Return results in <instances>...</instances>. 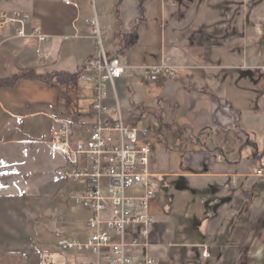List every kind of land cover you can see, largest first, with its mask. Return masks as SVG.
Wrapping results in <instances>:
<instances>
[{
    "label": "rangeland",
    "instance_id": "1",
    "mask_svg": "<svg viewBox=\"0 0 264 264\" xmlns=\"http://www.w3.org/2000/svg\"><path fill=\"white\" fill-rule=\"evenodd\" d=\"M107 1L102 5L101 0H78L82 10L79 24L89 28L85 19H91L96 13L105 50L109 55L118 57L127 68L121 79L110 86L107 104L111 108V100L114 102L115 118L121 116L126 125L146 130L153 144V155L165 160L164 169H171L173 165L175 168L171 170L181 172L184 164L182 156L170 157V151L175 148L168 136L184 139L186 144H182V149H188V142L194 139L190 129L173 124V118L178 114L172 101L175 98L167 100L170 97L162 88L167 87L166 81L171 80L156 84L146 82L145 77L152 66L165 65L179 70L174 81L180 87L223 95L226 98L223 105H234L242 115L241 146L244 156L248 157L244 159L241 171L247 176L243 175L236 182L235 192L231 188L233 182L231 185V181H224L225 195L219 205L211 208L210 218L215 222L214 228L206 230L201 238L194 241L179 237L174 242V249L168 251L167 264H259V254L264 251V174H257V168L264 170V2L144 0L142 4L140 0H124L123 3L115 0L111 4ZM23 3L25 0H0V55L6 50L4 46L9 48L11 39L21 37L18 33L20 26L13 24L12 19L15 16H28L15 10ZM115 4L117 8L114 10L112 7ZM110 6L111 9H107ZM63 10L56 5L52 12L65 21L69 14ZM28 22L25 23V31ZM136 30L140 36L138 44L134 38ZM77 38L79 35L65 40V43L58 42V61L53 69L57 73L54 74L56 84L65 75L82 72L87 60L96 56V52L92 51L96 42H90L80 53L78 41L73 42ZM122 48L125 52L131 51L130 54L120 55ZM16 55L17 51L13 53L14 57ZM15 61L24 62L25 59L20 61L15 57ZM22 72L29 79L42 82V77L38 78L37 73L29 70ZM40 82L34 84L41 86ZM0 83L11 85L9 80ZM83 85L79 87L82 93L80 111L85 117L90 114L92 96L89 88ZM31 92L28 90L26 94L18 88L17 94L29 103L42 98ZM43 93L48 97L49 93ZM53 94L51 101L56 103ZM154 100L157 102L149 107V111L148 108L141 109V106L138 108L140 103H153ZM137 108L142 115L145 114L141 122H138L142 115L138 114ZM158 112L165 116L169 125L162 129V134L155 115ZM246 134L254 143L246 141ZM253 144L257 145L258 150L251 148ZM40 156L48 159L46 153ZM172 158L177 163L171 162ZM82 164L85 165V162ZM58 176L59 182L64 184L62 174L58 173ZM79 186L73 181L65 183L51 201L48 192L42 190H0V264L20 263L18 259L21 253L13 250L25 241L26 229L33 234V239H28V242L38 250L48 244L42 238L44 234L51 240L56 236L90 235L91 231L83 223L88 220V214L72 201L67 204L71 191ZM137 188H130L127 192L138 195ZM149 214L155 217V222L161 221L164 208L160 199L149 204Z\"/></svg>",
    "mask_w": 264,
    "mask_h": 264
},
{
    "label": "crops",
    "instance_id": "2",
    "mask_svg": "<svg viewBox=\"0 0 264 264\" xmlns=\"http://www.w3.org/2000/svg\"><path fill=\"white\" fill-rule=\"evenodd\" d=\"M69 1L72 3L71 5H67L65 0H25L23 6L15 9L27 14L30 17V21L26 28V38L14 37L9 43V48L4 46V50H6L3 51L4 53L1 52L0 55V81L9 80V83H11L10 86L0 83L1 191L42 190L48 192L49 201H51L61 187L65 183L70 182L64 176V167L66 166L64 157L60 154H53L49 142L53 131L59 127L61 122L70 124L76 132L87 128L68 121V116L65 114L69 102L65 94L66 88H62L60 85L62 80L57 84L55 83L54 74L57 73L53 69L58 61V42H67L64 38L66 29H69L73 36L79 35V38L74 39L73 42L78 41V51L80 53H83L85 48L92 42L95 43V40L92 28L89 26V28H86L79 24L82 18V10L78 0ZM106 1L101 0V4L104 5ZM108 1L114 4L115 0ZM123 1L121 0L122 3ZM140 2L143 4L144 0H140ZM116 4L112 7L114 10L117 8ZM56 5L62 7L64 13L69 14L67 20L61 21L60 18L53 15L52 10ZM109 8L111 9V6L107 7V9ZM95 16L97 17L96 13ZM35 30L39 31L38 35L34 34ZM134 33V38L138 44L140 38L138 30ZM128 35L129 33L124 38V44ZM37 36L44 37L45 40L41 41ZM13 47L17 50H13ZM16 51V60L25 59L24 62L15 61L13 53H16ZM92 51L96 52V46L92 48ZM130 52H125L122 48L120 55H128ZM107 55L110 58L119 59L108 53ZM94 56L90 57L87 62L93 59ZM126 69L125 67V72ZM25 70L37 73L38 78L42 77V82L29 79L26 74L23 75L22 71ZM178 71L176 70V73ZM37 82L42 84V89L40 88L41 86L34 84ZM166 83L168 88L163 86L162 88H165V93L170 97L167 100L175 98L172 101L175 103L178 113L175 119L173 118V124L175 123L180 128L190 129L194 140L190 141V143L188 142V149H182L181 147L186 144L184 139L178 136L173 138L170 135L168 136L175 148L167 151L171 152L170 157L182 156L184 159L181 172L171 170L175 168L173 165L171 169H164L165 160H160L153 155L154 150L151 143L152 151L149 170L157 184V198L154 201L161 200L164 216L159 222L154 220V225L147 241L149 246L135 248L133 256L136 261H143L146 257L152 258L156 264L168 263V251L174 249V242L179 237H185L184 239L191 238L194 241L201 238V235L205 234L206 230L213 229L215 222L210 218L212 214L211 208L219 205L220 199L225 195L222 184L224 181H231L232 185L233 182L231 188L235 192L237 188L236 182L243 175L247 176L241 171L243 161L248 157L247 155L244 156L241 146V132L243 133L242 115L235 110V106L230 103L223 105L222 102L226 101L223 95L218 96L210 92L204 93L191 89L190 91L186 88L187 86L185 87L186 89H183L174 80L166 81ZM171 84L176 86H171ZM80 85L83 84L78 82V92L67 94L72 98V105L70 106L81 113L80 98L82 93L79 92ZM18 88L26 94L28 90H31L45 99L39 98L29 103L20 97V94H17ZM40 89L41 93L39 92ZM42 91L49 93L48 97ZM51 93L56 96V103L51 101ZM155 102L157 101L154 100L153 103L142 102L138 108L141 106V109L144 107V109L148 108L147 110L149 111V107L151 105L154 106ZM111 103V118L116 119L115 113H113L114 102L111 100ZM137 112L139 115L142 113L139 110ZM155 115L160 124L159 132L162 134V129L169 125L165 116L160 112ZM144 116L145 114L142 115L138 122H141ZM83 122L92 124L94 127L96 118L90 113L85 116ZM79 137L78 135L76 139H79ZM245 137L248 138L250 136L246 134ZM166 139L168 140V138ZM246 141L252 142L249 138ZM41 153H46L48 159L45 160V158L40 156ZM172 161L177 163L176 159L172 158ZM58 173L62 174L64 184L59 182ZM78 189L75 188L71 191L67 204L71 201L73 202L72 198ZM137 190L139 191L138 195L129 193L128 195H142V189L138 187ZM82 209L84 213L88 214V220L83 222L86 227V223L92 219L93 215L84 208ZM88 236L81 234L76 237L87 239ZM59 237L62 236H56L55 239L51 240L47 239L45 234L42 235V238L47 240L48 244L38 250L28 242V239H33V234L26 229L23 237L25 241L19 247H16L13 252L21 253L18 259L20 261L19 264H40L43 254L56 253V242ZM145 243L146 241H143V244ZM153 249L156 251L152 252ZM28 257L29 260H27ZM69 257L73 263L75 261L90 260L86 256L76 257L70 255Z\"/></svg>",
    "mask_w": 264,
    "mask_h": 264
},
{
    "label": "built area",
    "instance_id": "3",
    "mask_svg": "<svg viewBox=\"0 0 264 264\" xmlns=\"http://www.w3.org/2000/svg\"><path fill=\"white\" fill-rule=\"evenodd\" d=\"M65 3L72 4L69 0ZM28 21L29 16L12 19L20 26L19 36L26 37ZM85 23L93 29L96 56L86 63L79 82L89 88L90 113L96 124L76 132L70 124L61 122L49 145L53 154L62 155L66 161L64 176L80 185L72 199L75 205L92 213L86 223L91 234L87 239L59 237L56 253L43 254L40 264H156L152 258L136 261L133 256L135 248L149 246L154 225V217L149 214V204L157 198V184L149 170L152 144L146 130L126 125L121 116L111 118L108 90L124 75L125 67L119 59L107 55L97 17ZM38 33L35 30L34 34ZM73 37L66 29L65 40ZM148 70L147 83L176 77L175 68L170 66L156 65ZM257 174L262 176L264 170L260 167ZM134 187L141 188L142 195H128L127 190ZM70 255L90 260L73 263Z\"/></svg>",
    "mask_w": 264,
    "mask_h": 264
},
{
    "label": "trees",
    "instance_id": "4",
    "mask_svg": "<svg viewBox=\"0 0 264 264\" xmlns=\"http://www.w3.org/2000/svg\"><path fill=\"white\" fill-rule=\"evenodd\" d=\"M79 74L76 75H65L62 78V82L60 83V85L62 86V88H66V96L68 97V104H67V108H66V115L68 116V121L70 123L73 124H79L82 125L85 128H93L92 124H87L85 122H83V119L85 118L80 112H78L74 107L70 106L72 105V98L71 96H68L67 93H76V91L78 92V82H79ZM95 126V125H94Z\"/></svg>",
    "mask_w": 264,
    "mask_h": 264
},
{
    "label": "bare ground",
    "instance_id": "5",
    "mask_svg": "<svg viewBox=\"0 0 264 264\" xmlns=\"http://www.w3.org/2000/svg\"><path fill=\"white\" fill-rule=\"evenodd\" d=\"M259 261L261 264H264V251H262L260 254H259V257H258Z\"/></svg>",
    "mask_w": 264,
    "mask_h": 264
},
{
    "label": "flooded vegetation",
    "instance_id": "6",
    "mask_svg": "<svg viewBox=\"0 0 264 264\" xmlns=\"http://www.w3.org/2000/svg\"><path fill=\"white\" fill-rule=\"evenodd\" d=\"M253 1H254L255 3H259V4L264 2L263 0H253ZM252 148L258 150V147H257L256 144H253V145H252Z\"/></svg>",
    "mask_w": 264,
    "mask_h": 264
},
{
    "label": "water",
    "instance_id": "7",
    "mask_svg": "<svg viewBox=\"0 0 264 264\" xmlns=\"http://www.w3.org/2000/svg\"><path fill=\"white\" fill-rule=\"evenodd\" d=\"M263 250H264V249H263ZM259 264H261L260 261H259Z\"/></svg>",
    "mask_w": 264,
    "mask_h": 264
}]
</instances>
